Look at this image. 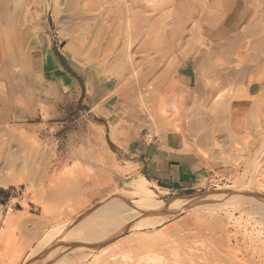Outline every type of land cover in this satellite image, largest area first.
Masks as SVG:
<instances>
[{"label": "rangeland", "instance_id": "obj_1", "mask_svg": "<svg viewBox=\"0 0 264 264\" xmlns=\"http://www.w3.org/2000/svg\"><path fill=\"white\" fill-rule=\"evenodd\" d=\"M243 2L226 26V0H0V195L34 199L0 264H264V0ZM165 99L184 142L144 112ZM158 139L199 161L160 213L129 187Z\"/></svg>", "mask_w": 264, "mask_h": 264}, {"label": "crops", "instance_id": "obj_2", "mask_svg": "<svg viewBox=\"0 0 264 264\" xmlns=\"http://www.w3.org/2000/svg\"><path fill=\"white\" fill-rule=\"evenodd\" d=\"M245 3L243 0H226L225 13L221 19V23L226 26L238 24L242 21L245 13ZM260 85L253 83L248 88V95L255 97L260 94ZM167 140H154L151 144L138 148L133 157L132 163L136 165V177H144L152 187L157 196L159 195H180L195 190L199 183V161L193 155L182 154L177 150H172ZM109 186L101 187L94 196V201L105 198L109 195ZM4 194V193H3ZM0 195V229L4 228V220L10 214L14 215L16 220V228L19 220L25 216L24 206L21 201L25 197H7ZM14 200L17 202L14 204ZM30 207L31 203L28 204ZM14 213V214H13ZM19 215V216H18ZM22 215V216H20ZM15 221V220H14ZM12 227V224L10 228ZM13 235L14 231H13ZM0 242H3L2 240ZM6 242V241H4ZM3 244L0 243V246ZM157 264H166L165 258H160ZM178 260H172V264ZM26 263V258L21 264ZM146 263V262H145ZM39 264V263H38ZM44 264V263H41Z\"/></svg>", "mask_w": 264, "mask_h": 264}, {"label": "bare ground", "instance_id": "obj_3", "mask_svg": "<svg viewBox=\"0 0 264 264\" xmlns=\"http://www.w3.org/2000/svg\"><path fill=\"white\" fill-rule=\"evenodd\" d=\"M177 2H178V0H177ZM177 4V3H176ZM138 93H139V96H140V99L142 100V102L143 103H145L146 102V91H144V92H142V90H141V88H139L138 89ZM161 101V100H160ZM145 106H146V104H144ZM173 109V116L171 115V116H168V111H170V110H172ZM176 109H177V104L175 103V102H172V101H169V100H162L161 102H158L156 105H154V106H152V109L151 110H148V109H145L144 110V112H145V114H146V116L153 122V123H155V120H157V121H161V119L163 120V118L164 117H168L169 118V120L167 121V122H169V124L167 125V127L169 126V135L171 136V140H173V141H175V142H177V143H179L180 141L181 142H184V135L182 134V124H181V122H180V120H177V118H176ZM160 119V120H159ZM166 119V118H165ZM162 122V121H161ZM156 124V123H155ZM154 125V124H153ZM159 133V132H158ZM180 142V143H181ZM100 159L102 160V162L103 161H105V159H106V156H105V154H102L101 156H100ZM98 160H99V158H98ZM101 162V161H100ZM69 168V167H68ZM66 169V168H65ZM68 172V169L67 170H64V172ZM65 174V173H64ZM69 174V173H68ZM67 173L65 174V175H68ZM4 182V181H3ZM129 182V181H128ZM131 183H129V187L131 188V190L135 193V195L137 196V203L139 204L138 206L140 207V209L142 208V209H144V210H146V211H159V209H162L164 206H165V208H168V206H170L171 205V203L172 202H168V203H164L163 201H157L155 198H156V194H155V192L152 190V187H151V184L144 178V177H137L136 179H134L133 181H130ZM7 186H8V184H7ZM6 186H4V188H5ZM128 188V187H127ZM29 190V189H28ZM27 194L25 195V198H24V200H22L21 201V204L24 206V208H26V209H28V204L29 203H31L32 204V202L34 201V199H33V197L31 196V195H29L28 194V192H26ZM132 196V198H134V197H136V196ZM125 196V195H124ZM128 196V195H127ZM201 199V198H200ZM203 200V199H202ZM190 201V200H189ZM14 202V204L17 202L16 200H14L13 201ZM118 202V201H117ZM136 202V201H135ZM134 202V203H135ZM251 202V201H250ZM133 203V204H134ZM187 202H184V201H182V202H180V203H178V204H175L172 208H175V207H178V206H181L182 204H186ZM33 204H34V202H33ZM106 204H108V203H106ZM197 205V204H196ZM106 206V205H105ZM137 206V205H136ZM137 206V207H138ZM252 206H254V205H252ZM120 207H122V205H117V204H115V203H112V204H109V205H107L106 207H105V211L106 212H111V213H113L114 215H118L119 213H121L122 214V212L123 211H121V209H120ZM138 207V208H139ZM102 208V207H101ZM104 208V207H103ZM201 208V207H200ZM253 208V207H252ZM136 209V208H135ZM103 210V209H102ZM102 210L100 209V210H96L95 212H97V211H100V213L102 212ZM166 211V214H174V213H176V211H174V210H170V209H165ZM192 210V209H191ZM104 211V210H103ZM133 211H134V213H135V210H130V212H132L131 214H132V216H133ZM129 212V213H130ZM11 213V211L9 212V214L7 215V217H6V219L4 220V223L3 224H5L3 227L4 228H2V229H0V241L2 240L3 242H0V243H5V245H7V247L5 248V251H7V253L8 254H10L11 253V255L12 256H14L15 258H17L18 259V261H19V259H20V253H18V252H15L16 250L15 249H13L12 248V250H13V252H11V248H8V246L10 245V243H14V241H15V236L13 235V231H14V227H15V223H16V220L17 219H15V217H14V215H12V214H10ZM104 213V212H103ZM102 213V214H103ZM124 213V212H123ZM92 214V213H91ZM90 214V215H91ZM124 214H126V213H124ZM123 214V215H124ZM130 214V215H131ZM137 214H138V212H137ZM140 214V213H139ZM105 215V214H104ZM103 215V216H104ZM114 215H113V218H115L114 217ZM1 216V215H0ZM19 216V215H18ZM20 216H22V215H20ZM125 216V215H124ZM129 216V215H128ZM128 216H126V217H128ZM139 216V215H138ZM119 217V216H118ZM122 217V216H121ZM125 217V218H126ZM131 217V216H130ZM129 217V218H130ZM264 217V216H263ZM92 218V217H91ZM107 218H110V217H107ZM112 218V217H111ZM123 218V217H122ZM132 218V217H131ZM85 219V218H84ZM102 219V218H101ZM121 219V218H120ZM15 220V221H14ZM89 220V219H88ZM123 220V219H122ZM126 220V219H125ZM127 220H128V218H127ZM126 220V221H127ZM132 220V219H131ZM87 221V219H85V220H82L81 219V221L79 222V223H77V225L75 226V228H76V231L77 230H84V229H86L87 227H85L84 228V225H86L85 224V222ZM129 221V220H128ZM127 221V222H128ZM112 222H114V221H112ZM93 223V222H92ZM96 223V222H95ZM11 224H12V227L10 228V226H11ZM87 226H88V224H87ZM66 227V226H65ZM84 228V229H83ZM104 228V227H103ZM125 228V227H124ZM65 229V228H64ZM63 229V230H64ZM59 229H57V231H58ZM117 230V229H116ZM85 231V230H84ZM83 231V232H84ZM104 231V230H103ZM60 232H61V230H59V232H57L56 234L57 235H60ZM75 232V231H74ZM97 231H95L94 232V234L96 233ZM102 232V231H101ZM55 233V232H54ZM53 233V234H54ZM80 233V232H79ZM106 233H108V232H106ZM111 233V232H110ZM109 233V234H110ZM72 234V233H71ZM77 234H78V232H77ZM100 233H98V235H99ZM109 234L108 235H106V236H102L103 238L105 237H108L109 236ZM55 235V234H54ZM57 235L56 236H54V237H57ZM84 235H86V234H84ZM64 236V235H63ZM47 237V236H46ZM48 237H49V235H48ZM53 237V236H52ZM52 237H50L51 239H53ZM61 237V236H60ZM101 238V237H100ZM100 238H99V240H100ZM102 238V239H103ZM44 241H45V239H43ZM98 240V239H97ZM4 241H6V242H4ZM50 242V241H49ZM13 243H12V245H13ZM42 243H44V242H42ZM47 243H48V241H47ZM98 243V242H97ZM12 245H10L11 247H13ZM9 246V247H10ZM15 247V246H14ZM40 249H42V248H40ZM35 250H37V249H35ZM38 253V252H37ZM36 253V254H37ZM40 253V252H39ZM68 255V254H67ZM73 258V257H72ZM89 258V257H88ZM82 259V258H81ZM151 261H153V259L151 258L150 259V262ZM13 264H16L15 262H13Z\"/></svg>", "mask_w": 264, "mask_h": 264}, {"label": "water", "instance_id": "obj_4", "mask_svg": "<svg viewBox=\"0 0 264 264\" xmlns=\"http://www.w3.org/2000/svg\"><path fill=\"white\" fill-rule=\"evenodd\" d=\"M157 212L160 213V212H163V211L160 210V211H157ZM158 213H154V214H158Z\"/></svg>", "mask_w": 264, "mask_h": 264}]
</instances>
